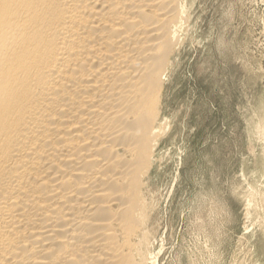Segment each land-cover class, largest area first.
<instances>
[{"label":"bare ground","instance_id":"bare-ground-1","mask_svg":"<svg viewBox=\"0 0 264 264\" xmlns=\"http://www.w3.org/2000/svg\"><path fill=\"white\" fill-rule=\"evenodd\" d=\"M187 13L0 0V264H156L151 176Z\"/></svg>","mask_w":264,"mask_h":264},{"label":"rangeland","instance_id":"rangeland-1","mask_svg":"<svg viewBox=\"0 0 264 264\" xmlns=\"http://www.w3.org/2000/svg\"><path fill=\"white\" fill-rule=\"evenodd\" d=\"M187 2L151 250L156 264H264V0Z\"/></svg>","mask_w":264,"mask_h":264}]
</instances>
